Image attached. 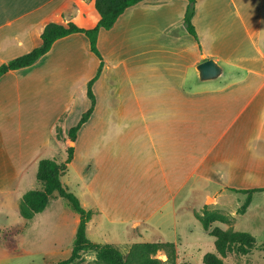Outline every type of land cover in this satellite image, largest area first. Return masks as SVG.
<instances>
[{
  "label": "crops",
  "instance_id": "obj_1",
  "mask_svg": "<svg viewBox=\"0 0 264 264\" xmlns=\"http://www.w3.org/2000/svg\"><path fill=\"white\" fill-rule=\"evenodd\" d=\"M262 3L196 0L198 40L182 23L187 0L138 2L98 31L94 106L61 182L73 170L74 194L92 211L86 231L107 235L104 244L170 242L165 230L184 219L172 242L184 238L203 257L211 251L192 230L205 245L212 237L199 232L194 212L221 210L230 188H264ZM69 22L93 27V0H0V64L29 52L46 24ZM209 58L223 75L200 82L195 66ZM99 62L86 36L73 33L0 77V206L16 214L22 239L49 205L26 220L19 200L38 161L65 154L68 130L91 106L87 84ZM5 220L0 231L10 228Z\"/></svg>",
  "mask_w": 264,
  "mask_h": 264
},
{
  "label": "trees",
  "instance_id": "obj_2",
  "mask_svg": "<svg viewBox=\"0 0 264 264\" xmlns=\"http://www.w3.org/2000/svg\"><path fill=\"white\" fill-rule=\"evenodd\" d=\"M141 1L144 0H93V9L97 15V22L93 27L83 28L72 22H69L66 26L57 23H48L38 35L37 44L29 52L0 64V77L10 70L28 67L44 55L56 39L73 33H82L86 36L90 51L100 61L96 75L87 84V96L91 101V106L82 114L78 123L67 132L68 142L65 148V160L62 162H58L53 158L39 160L36 169V180L40 183L41 187L26 191L18 203L19 214L26 220L32 219L34 214L43 211L48 205L49 200L55 196L66 200L78 214V223L70 255L55 264H70L78 258L79 252L82 250L95 252V264H175L176 252L173 242L134 243L129 248L127 258H123L122 254L113 246L90 241L86 236V224L92 216V211L85 210L80 205L76 195L61 182V176L66 171L67 164L72 160L76 133L89 118L94 106L92 85L99 76L103 65L102 58L96 47L98 31L101 28L110 29L127 7ZM195 3L196 0H187L182 23L185 31L195 40H198L195 28L191 22L195 11ZM230 190L240 193H254L256 191H263L264 188H230ZM196 217L203 229L208 231L209 235L214 238V251L207 252L203 255V264H223L221 257L225 256L233 248L240 252H246L255 243L254 237L249 233L212 226L214 222L224 220L218 211L204 209L202 214H196ZM159 250L164 251L163 259L155 257L156 252Z\"/></svg>",
  "mask_w": 264,
  "mask_h": 264
},
{
  "label": "rangeland",
  "instance_id": "obj_3",
  "mask_svg": "<svg viewBox=\"0 0 264 264\" xmlns=\"http://www.w3.org/2000/svg\"><path fill=\"white\" fill-rule=\"evenodd\" d=\"M256 5L257 3H255L254 8ZM262 5V37L264 38V0ZM59 139H61L60 136ZM53 159L62 162L65 159V154L59 150L58 153L54 154ZM73 175V170H71L67 178H62V180L74 193L78 191V184L76 178L72 177ZM40 187L41 185L36 180L35 173L34 185L28 190ZM228 195L229 198L223 199L222 197L223 201L221 199L222 209L218 212L224 220L219 221L217 226L222 229H226L228 226L232 231L249 233L254 237L255 243L246 252H240L233 248L221 257L223 264H264V190L254 193L232 191L228 192ZM54 198H57V200L53 201ZM48 205L49 207L46 209L48 213H41L38 223L31 226L26 239H22L21 224L14 222L15 219L13 218L16 217V214L6 215L3 213L4 208L0 206V221L2 220V224H4V219H6L5 222L9 223L7 226L10 227L0 231V264H55L70 255L74 243L78 214L66 200L57 196L53 197L52 200L50 199ZM203 211L204 209L200 212H194V214L196 216V214H202ZM189 223L191 226L192 222ZM196 224L199 226V232H201L203 230L201 223L196 222ZM187 226H184L183 219L174 230L168 227L165 230L166 241H174V233L181 235L184 232V227ZM192 234L193 241L200 243L204 250L214 251V238L212 236L210 238L212 245L208 246L203 243L204 240L199 236L200 233L196 229L192 230ZM207 234L209 235L208 231ZM86 236L89 240L101 244L107 241V235H102L94 228L87 230ZM132 244L109 245L116 248L123 258H127ZM200 250L198 251L189 242L184 243L183 238L182 242L175 243V264H203ZM155 257L163 259L164 251H157ZM95 260V252L82 250L79 252L78 258L70 264H95Z\"/></svg>",
  "mask_w": 264,
  "mask_h": 264
},
{
  "label": "water",
  "instance_id": "obj_4",
  "mask_svg": "<svg viewBox=\"0 0 264 264\" xmlns=\"http://www.w3.org/2000/svg\"><path fill=\"white\" fill-rule=\"evenodd\" d=\"M196 77L200 82L217 80L223 75L224 68L212 58L205 59L195 66Z\"/></svg>",
  "mask_w": 264,
  "mask_h": 264
}]
</instances>
